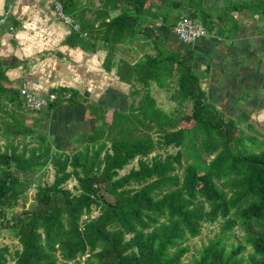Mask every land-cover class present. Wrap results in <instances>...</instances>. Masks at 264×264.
Returning <instances> with one entry per match:
<instances>
[{
	"label": "trees",
	"instance_id": "16d2710c",
	"mask_svg": "<svg viewBox=\"0 0 264 264\" xmlns=\"http://www.w3.org/2000/svg\"><path fill=\"white\" fill-rule=\"evenodd\" d=\"M55 1L78 25L70 44L99 46L108 62L140 37L151 40L158 57L134 65L117 61L118 76L135 97L142 94L139 104L133 102L129 114L114 113L110 123L103 120L69 151L28 126L27 115L15 119L12 105L22 104V96L0 84V234L19 247L0 248V264H264V134H248L245 124L255 127L246 116L226 117L209 103L192 54L168 55L151 29L181 7L194 9L181 19L206 29L196 12L203 0H159L155 7L152 0H99L91 19L72 0ZM247 6L264 14L263 0ZM153 82L174 106L157 104ZM55 94L47 108L74 99L72 91ZM51 168L49 183L44 178ZM204 225H218L217 234L184 261Z\"/></svg>",
	"mask_w": 264,
	"mask_h": 264
},
{
	"label": "crops",
	"instance_id": "0c3cea01",
	"mask_svg": "<svg viewBox=\"0 0 264 264\" xmlns=\"http://www.w3.org/2000/svg\"><path fill=\"white\" fill-rule=\"evenodd\" d=\"M256 1L262 0H203L196 12L215 37L190 45L182 43L172 29L181 17L193 13V8L172 10L167 22L159 18L151 29L168 55L184 59L187 53L192 54L193 72L209 103L226 117L246 116L247 121L257 122L255 128L260 130L264 125V14L247 6ZM55 2L0 0V17L9 9L0 32V74L4 79L0 84L19 94L26 88L39 98L72 91V102L57 101L38 112L26 109L23 99L22 104L15 101L12 105L15 119L27 115L28 126L36 127L54 148L69 151L76 148L78 140L83 143L93 135L103 120L110 123L114 113L129 114L133 102L139 104L142 94L135 97L133 86L118 76L117 61L134 65L158 57V51L152 49L151 40L138 37L117 49L107 62V52L98 44L95 48L84 47L81 40L68 42L72 27L58 16ZM72 2L76 11H84L85 19H91L100 6L99 0ZM158 3L152 0L153 7ZM118 12L113 10L109 16ZM151 89L159 106L175 105L168 101L165 88L153 82Z\"/></svg>",
	"mask_w": 264,
	"mask_h": 264
},
{
	"label": "built area",
	"instance_id": "2783aa9c",
	"mask_svg": "<svg viewBox=\"0 0 264 264\" xmlns=\"http://www.w3.org/2000/svg\"><path fill=\"white\" fill-rule=\"evenodd\" d=\"M55 11L65 23L70 24L74 30L78 29V25L75 24L74 20L70 16L65 14L63 5L58 1L55 2ZM8 15L9 9L3 14L2 17H0V32L7 23ZM11 31L12 29L9 30V32ZM172 32L182 43L187 45H190L207 36L215 37V33L208 32L202 24L192 22L186 18L177 21L174 24ZM20 96H22L25 106L33 111H41L46 109L49 104L55 101L57 98L55 93L50 94L45 98H39L26 88L20 90ZM66 97L68 98L69 96L67 95Z\"/></svg>",
	"mask_w": 264,
	"mask_h": 264
},
{
	"label": "rangeland",
	"instance_id": "374dc122",
	"mask_svg": "<svg viewBox=\"0 0 264 264\" xmlns=\"http://www.w3.org/2000/svg\"><path fill=\"white\" fill-rule=\"evenodd\" d=\"M167 97L165 95L162 96V98ZM167 103V102H165ZM164 107L166 109L172 107L171 104H165ZM241 119H246V118H241ZM246 122V121H245ZM245 122L241 121L240 125L245 127V130L248 134H255L257 133L258 135H262L264 134V125H261V128L259 130V128H250L249 124H245ZM248 123H253V126L256 127L258 126L257 122H250L247 121ZM246 122V123H247ZM245 124V126H244ZM4 143V141L0 142V145H2ZM83 145V143L81 142V140H78L75 143L76 147H81ZM253 149V148H252ZM186 159L191 163L192 162V157L190 156L189 152L186 153ZM133 167H136V164H133L131 167H128L125 171H123L121 173V175H125L127 174ZM45 181L52 183L54 181V170L51 168L49 169V172L47 173V176L44 178ZM77 182L73 179L68 183V187L69 188H73V186L76 184ZM35 188H32V190L29 193V201L27 203V207H30L33 204L34 201V195H35ZM97 215V212L94 211L93 216ZM218 232V225H204L203 229H202V235L199 238H195L190 240L189 245H190V251L186 254V256L183 258L184 261H189L191 258V255H195L196 252L198 250L201 249L202 245L208 243L209 240L213 239L214 236L217 234ZM236 236H242L241 234H239V232H236ZM236 243V241H235ZM3 247H8L10 249V251H14L16 249H19L17 242L12 239L11 237H9L8 234H5V232H1L0 234V248ZM249 254H251V250L250 248L247 249L246 253H245V257H248ZM9 264H13L11 262H9Z\"/></svg>",
	"mask_w": 264,
	"mask_h": 264
},
{
	"label": "bare ground",
	"instance_id": "6f19581e",
	"mask_svg": "<svg viewBox=\"0 0 264 264\" xmlns=\"http://www.w3.org/2000/svg\"><path fill=\"white\" fill-rule=\"evenodd\" d=\"M179 21V20H178ZM53 103H54V101H53ZM42 111V110H41Z\"/></svg>",
	"mask_w": 264,
	"mask_h": 264
}]
</instances>
